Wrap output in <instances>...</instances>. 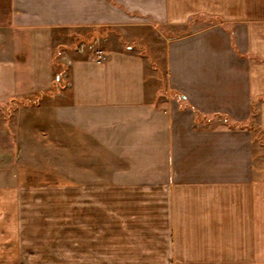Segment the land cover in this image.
Listing matches in <instances>:
<instances>
[{"label":"crops","instance_id":"1","mask_svg":"<svg viewBox=\"0 0 264 264\" xmlns=\"http://www.w3.org/2000/svg\"><path fill=\"white\" fill-rule=\"evenodd\" d=\"M115 26L165 44L163 104L136 44L59 50L69 28ZM10 99L29 105L0 146V264L58 238L60 264H264V0H0ZM21 191L51 236L22 231Z\"/></svg>","mask_w":264,"mask_h":264},{"label":"rangeland","instance_id":"2","mask_svg":"<svg viewBox=\"0 0 264 264\" xmlns=\"http://www.w3.org/2000/svg\"><path fill=\"white\" fill-rule=\"evenodd\" d=\"M161 29H159L160 31ZM171 31V30H170ZM175 31H171V34H175ZM64 34V44L62 47H59V50L62 52L65 51H71L72 49L76 48L80 43L84 44L83 51L89 50L86 48L88 43L93 42L94 40H97L98 46L102 49L107 46V44L112 42L114 46H121L122 44H129L133 43L136 44L138 48H142L144 52L148 54L149 57V64L150 68L148 69V82H149V88H150V94L151 96L154 95L156 97L157 104H163L164 101L162 100V97L168 92L166 87V73H165V64H164V46L165 44H162L161 39L156 37V32L153 31H145V30H133L128 29L124 27H73L69 28L68 30L63 32ZM165 33V37H168V33ZM169 33V34H170ZM59 61V60H58ZM61 64V63H60ZM57 63L58 70L62 72L64 68ZM29 100V99H28ZM27 99H21V100H8L5 103H0V146L9 145L13 146L15 144L14 138H15V127H14V121L16 120L18 116V108L29 105V101ZM31 104V103H30ZM254 140L256 143V150L260 149V152L262 153V159H264V132L261 130L258 131V128L254 126ZM44 170V169H43ZM45 170L50 171L49 168H46ZM264 174V169H263ZM46 174H38L35 175L34 179H39L37 182H50V180H53L54 177L59 178V174H50V172H46ZM4 190L0 191V195L3 193ZM26 191L20 192V199H22V204L19 206L20 210V220H22L23 226L22 231H30L33 232L31 237L35 235L34 240L32 243H34L36 240H39L38 233L45 234L47 236H51V228L53 226V222L50 221L51 218L53 219L52 212H48L49 216L51 217L49 221H47L50 225L49 228H44L43 230L38 229L35 227L34 220L36 215H39V206L37 205L38 201L36 199H31L29 202H26V200L29 198V192L26 194ZM35 192V191H34ZM36 193V192H35ZM36 197V196H35ZM3 201L0 200V213L3 214H9L10 207L2 203ZM51 203V202H50ZM50 207H53L52 205H48ZM57 210H60L59 203L55 205L57 207ZM47 205L46 209L47 210ZM9 210V213L7 212ZM59 212V211H58ZM37 218V217H36ZM32 219V220H31ZM24 222V223H23ZM7 223L4 224V226ZM52 224V225H51ZM48 225V224H47ZM30 227V228H29ZM51 227V228H50ZM55 236H57L55 234ZM54 237V236H53ZM51 240H54L51 239ZM55 241L53 246L51 244H43L42 246L38 247V251H42L43 253L38 254H32V255H26V264H60V257H61V248L62 246L65 247L64 242ZM73 243V242H72ZM33 247V246H32ZM35 247V246H34ZM33 249V248H32ZM30 249V250H32ZM45 250V251H44ZM40 254H46L47 257L45 261H40V258H37L40 256ZM37 256V257H36ZM36 257V263L34 261V258ZM24 261V260H23Z\"/></svg>","mask_w":264,"mask_h":264},{"label":"built area","instance_id":"3","mask_svg":"<svg viewBox=\"0 0 264 264\" xmlns=\"http://www.w3.org/2000/svg\"><path fill=\"white\" fill-rule=\"evenodd\" d=\"M99 43H97V40H94L93 42L91 43H88L86 48L89 49V50H93L95 52V54L97 55V57H99L100 59H103V51L102 49L98 46ZM83 48H84V44L83 43H80L77 47H76V50L78 52H82L83 51ZM61 59L63 60V64H64V70L62 72H58L56 73L57 75V79H64L66 77V74H67V67L69 66L70 64V60L68 59H65V57H61Z\"/></svg>","mask_w":264,"mask_h":264},{"label":"trees","instance_id":"4","mask_svg":"<svg viewBox=\"0 0 264 264\" xmlns=\"http://www.w3.org/2000/svg\"><path fill=\"white\" fill-rule=\"evenodd\" d=\"M57 56H58V53H56L55 55H54V64H57L58 63V61H57ZM56 81V80H55ZM11 100V99H10ZM260 129H258V131H259ZM261 131V130H260Z\"/></svg>","mask_w":264,"mask_h":264}]
</instances>
